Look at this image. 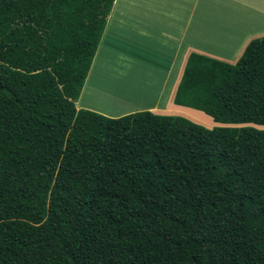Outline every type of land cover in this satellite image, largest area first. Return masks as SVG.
I'll use <instances>...</instances> for the list:
<instances>
[{
    "label": "trees",
    "instance_id": "trees-1",
    "mask_svg": "<svg viewBox=\"0 0 264 264\" xmlns=\"http://www.w3.org/2000/svg\"><path fill=\"white\" fill-rule=\"evenodd\" d=\"M115 1L0 0V264H264V36L189 56L213 129L77 109Z\"/></svg>",
    "mask_w": 264,
    "mask_h": 264
},
{
    "label": "crops",
    "instance_id": "crops-1",
    "mask_svg": "<svg viewBox=\"0 0 264 264\" xmlns=\"http://www.w3.org/2000/svg\"><path fill=\"white\" fill-rule=\"evenodd\" d=\"M186 2L190 3L188 7ZM242 9L252 14V20L247 21L248 24H244V19L238 21L247 27V41L243 42L245 45L254 38L264 36V0H148L146 3L141 0H116L94 60L135 59L140 65L148 66L150 78L157 80L155 88L158 94L152 103L157 106H151L149 110L174 112L177 107L174 104L175 94L192 53L233 63L243 52L246 46L242 44L237 53L226 54V58H223L212 52L216 46L206 41L213 27L221 21L220 19L215 24L214 16H228L231 22L238 14L237 10ZM232 29L231 27V31ZM134 32H145L147 42L141 44L136 41L138 39L143 42L144 38ZM134 71V67L129 70L130 73ZM158 72L162 74L159 75ZM84 88L77 103L79 108L114 117L100 108L84 104ZM133 111L136 110H130Z\"/></svg>",
    "mask_w": 264,
    "mask_h": 264
},
{
    "label": "rangeland",
    "instance_id": "rangeland-1",
    "mask_svg": "<svg viewBox=\"0 0 264 264\" xmlns=\"http://www.w3.org/2000/svg\"><path fill=\"white\" fill-rule=\"evenodd\" d=\"M141 2L146 3L148 0H141ZM185 4L186 7L190 5L189 2ZM237 12L236 18L231 22L228 16H226V18L223 16H214L213 20L215 24L218 23L220 19L221 21L219 25L213 27L208 39H206L207 42L216 46L214 50L211 49L212 52L218 53L223 58H226L224 57L226 54H233L235 51L237 53L239 49L241 50L243 42L245 43L247 41V27H245L244 24H248L247 21L252 20L250 16L252 14L245 9L241 11L237 10ZM240 19L246 20L244 24L238 22ZM232 22L234 23L232 24ZM231 27L233 28L232 31ZM134 34L144 38L143 42L138 39L136 41L141 42V44L147 42L145 32H134ZM206 41H204V43L208 45ZM243 46H247V44H243ZM237 60L238 59L234 62ZM140 66L142 65L137 63L135 59H95L86 86H84L83 95L84 98L86 96V100L82 101L84 104L88 103L90 106L100 108V110L114 117H118L116 116L117 114L120 115L121 113L133 109L157 106L152 104L158 97L155 88L157 80L150 78L151 75L148 72L150 70L148 66ZM132 67H134L135 71L130 73L129 70ZM158 73L159 75L162 74V72ZM77 109H81V107L79 108V106H77ZM156 113H161L163 115H183L209 129H213L217 126V124L205 114L178 106L174 112L169 110L158 111Z\"/></svg>",
    "mask_w": 264,
    "mask_h": 264
}]
</instances>
